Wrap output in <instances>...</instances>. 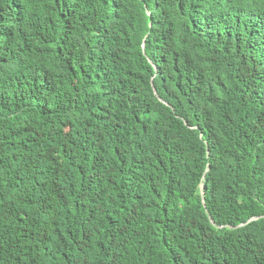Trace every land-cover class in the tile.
Segmentation results:
<instances>
[{"label": "trees", "instance_id": "trees-1", "mask_svg": "<svg viewBox=\"0 0 264 264\" xmlns=\"http://www.w3.org/2000/svg\"><path fill=\"white\" fill-rule=\"evenodd\" d=\"M0 264H264V0H0Z\"/></svg>", "mask_w": 264, "mask_h": 264}]
</instances>
